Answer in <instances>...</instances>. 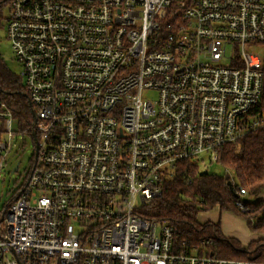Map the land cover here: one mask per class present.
I'll use <instances>...</instances> for the list:
<instances>
[{
	"label": "built area",
	"instance_id": "1",
	"mask_svg": "<svg viewBox=\"0 0 264 264\" xmlns=\"http://www.w3.org/2000/svg\"><path fill=\"white\" fill-rule=\"evenodd\" d=\"M5 8L33 123L18 126L0 89V181L20 170L16 133L33 151L0 207V264H264L219 258L210 239L180 245L140 215L179 163L221 165L226 146L264 126L249 116L263 95L264 0Z\"/></svg>",
	"mask_w": 264,
	"mask_h": 264
},
{
	"label": "trees",
	"instance_id": "2",
	"mask_svg": "<svg viewBox=\"0 0 264 264\" xmlns=\"http://www.w3.org/2000/svg\"><path fill=\"white\" fill-rule=\"evenodd\" d=\"M10 0H0L7 5ZM2 11L0 10V15ZM0 89L13 112L16 123L24 129L33 123L32 107L20 76L12 73L0 56ZM264 121V83L260 104L249 115ZM221 166L228 175L201 174L197 163L181 162L174 177L165 182L162 193L145 205L140 215L159 225H169L174 229L178 244L186 243L187 247L198 245L204 239L212 240L210 250L224 259H245L264 263V241L254 247L252 255H248L236 239L226 238L221 224L201 223L199 217L214 208L220 212H233L243 218L249 230L264 234V199L258 196L264 189V126L249 133L235 144L228 145L221 154ZM233 176L234 186L242 187L247 196L241 200L229 182ZM241 202L244 209L237 207ZM258 241V240H257ZM247 256V257H244Z\"/></svg>",
	"mask_w": 264,
	"mask_h": 264
},
{
	"label": "rangeland",
	"instance_id": "3",
	"mask_svg": "<svg viewBox=\"0 0 264 264\" xmlns=\"http://www.w3.org/2000/svg\"><path fill=\"white\" fill-rule=\"evenodd\" d=\"M2 13L3 19L1 20L0 26V56L8 69L15 75L19 76L21 73V68L15 60L10 42L6 39V33L4 29L5 18H7L8 10L5 8ZM154 96V94H151L150 98H154ZM16 134V146L9 157V167L10 169H13V167H15V165L19 163L20 170L15 174H11L10 172H8L2 177L0 181V195L2 193L6 194V197L1 202V209L4 207L6 201L11 198L13 191L22 184L23 174L29 165L31 154L33 151L31 140L27 137H22L21 132H18ZM205 169L211 174H216L219 176L228 175L226 169L217 163L206 164ZM231 179H233V176H231ZM246 198L249 200L255 199L254 197L250 196ZM258 198L264 199V189L261 190ZM199 220L202 224L210 221L213 223L220 222L224 236L226 238L238 240L242 247L246 248V250L248 251V255H252L254 247L259 243V241H264V234L251 232L247 226L246 221L231 211L220 212L218 208H214L207 213L201 214Z\"/></svg>",
	"mask_w": 264,
	"mask_h": 264
},
{
	"label": "water",
	"instance_id": "4",
	"mask_svg": "<svg viewBox=\"0 0 264 264\" xmlns=\"http://www.w3.org/2000/svg\"><path fill=\"white\" fill-rule=\"evenodd\" d=\"M201 174H203V175L208 174V171H204ZM229 186L231 187V183H229Z\"/></svg>",
	"mask_w": 264,
	"mask_h": 264
}]
</instances>
